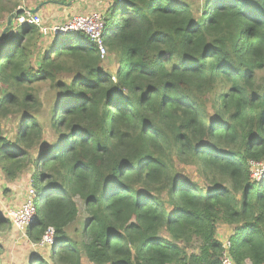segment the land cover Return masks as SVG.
<instances>
[{"label": "trees", "instance_id": "16d2710c", "mask_svg": "<svg viewBox=\"0 0 264 264\" xmlns=\"http://www.w3.org/2000/svg\"><path fill=\"white\" fill-rule=\"evenodd\" d=\"M27 1L0 0V172H29L28 237L51 226L56 241L28 264H221L222 224L234 263L262 264L264 179L248 162L264 160V0H110L103 56L83 33L16 25L56 0Z\"/></svg>", "mask_w": 264, "mask_h": 264}, {"label": "built area", "instance_id": "2783aa9c", "mask_svg": "<svg viewBox=\"0 0 264 264\" xmlns=\"http://www.w3.org/2000/svg\"><path fill=\"white\" fill-rule=\"evenodd\" d=\"M23 14L18 16L15 20L16 25L31 24L39 29L42 36H66L73 32H79L89 37L97 46L100 55H105V46L103 44V30L104 21L100 18L96 12L90 15H73L68 20L58 23H45L37 14H32L25 8H22ZM250 177L255 181L264 179V160L248 162ZM29 183V181H28ZM37 192L33 188L31 182L26 187L24 199L21 203L12 209L5 212V216L10 220L12 226L16 231H22L24 235L28 226L32 224V221L36 214L35 198ZM221 243L222 254L220 257L221 264H235L229 254L230 239L229 236L219 240ZM35 245V244H34ZM37 248H44L50 250V248L56 245L55 230L53 227L48 226L40 241L37 242ZM56 248V247H55ZM264 264V262L262 263Z\"/></svg>", "mask_w": 264, "mask_h": 264}, {"label": "crops", "instance_id": "0c3cea01", "mask_svg": "<svg viewBox=\"0 0 264 264\" xmlns=\"http://www.w3.org/2000/svg\"><path fill=\"white\" fill-rule=\"evenodd\" d=\"M25 3L24 0H22V5ZM71 3H67V5H64V8L61 7V2H54L50 4H46L44 8L38 10V13L43 17L45 20V23H58V22H63L68 19L67 14H75L73 13L76 11V6H68ZM35 5V4H33ZM70 9V11L68 10ZM1 173V172H0ZM3 176V175H2ZM19 177V176H18ZM15 178V180L19 178ZM29 177V176H28ZM29 181V178H27ZM13 181V180H12ZM4 180V178L1 177L0 180V264H28V262L32 261L33 256L36 255L35 253H30L28 251L30 250H38L37 248V242H33L32 240L29 239V247L32 248L28 250V245L27 243L24 242L23 236H26L27 230H25V234H22V231H16L15 228L12 226L10 220L5 216V212L9 209L15 208L21 203L24 199L25 195V187H22L21 183H19L20 180L16 181L17 187H15V191L13 189V182ZM13 191L17 196V198L21 199L18 201L16 206L9 205L8 203L2 202L3 199V194L7 193L8 196L9 194L13 195ZM2 196V198H1ZM3 214V215H2ZM32 226V225H31ZM232 233V228L228 225H220L216 238L218 240H221L224 237L230 236ZM28 236V234H27ZM42 236L40 237L41 240ZM39 240V241H40ZM36 246H35V245ZM39 247V246H38ZM44 249V248H40ZM29 254V255H28ZM29 256V259H28Z\"/></svg>", "mask_w": 264, "mask_h": 264}, {"label": "rangeland", "instance_id": "374dc122", "mask_svg": "<svg viewBox=\"0 0 264 264\" xmlns=\"http://www.w3.org/2000/svg\"><path fill=\"white\" fill-rule=\"evenodd\" d=\"M25 3H30V1L28 2L27 0H24ZM57 2H60L58 0H56ZM71 0H65V1H62V5L60 8H64V5H67V3H71L70 2ZM189 1L190 3L193 4V6L195 7L197 3H200L202 0H187ZM110 2V0H75L73 3L74 4H68V6H76V11L77 13L74 14L75 15H90L92 14L93 12H96L100 18H103V21H104V17H105V12L108 8V3ZM94 9V10H93ZM70 11V9H68ZM99 11V12H98ZM73 14H70L68 13L67 14V18L68 19L69 17H71ZM4 24V21H0V26H2ZM68 36L66 37H63L64 40L67 39ZM104 69L105 71H107L109 74L113 75L114 74V71L116 70V62H115V59L114 57H106L104 59ZM53 92L50 91L48 89L47 86H43L42 87V90H41V93H40V97H41V100H42V104H43V109L42 111L40 112V119L42 120V125L43 127L46 126L47 124V111H48V108H49V105L51 104L52 100H53V96H52ZM17 123V120L14 119V117H9L8 120L4 121L2 123L3 125V129L4 131H6L8 133L9 136H11L15 130V125ZM11 134V135H10ZM47 140L49 138L45 137ZM49 141V140H48ZM178 167V170L181 172L180 174H182L181 176H189L190 178H192L195 182L199 183V184H202L203 183V180L201 178H199L192 167L190 166H184L182 164H178L177 165ZM29 176V177H28ZM1 177L4 178L2 176V173H0V180H1ZM19 179L17 180H13L12 182L14 183L13 184V189L12 190H16L15 187H17V184H16V181L20 180L19 183H21L22 187H27L29 184H30V179H29V183H28V179L27 178H30V174L28 171H25L23 172L19 177ZM5 180V179H4ZM1 188V187H0ZM13 192V191H11ZM17 195L13 192V195L5 193L3 194V199H2V202L3 204L5 203H8L9 205H12V206H16L18 201H20L21 199L17 198L16 197ZM2 198V196H1ZM21 202V201H20ZM20 204V203H19ZM3 215V214H2ZM23 240L25 243H27L28 245V250L32 249L29 247V239H28V236L26 234V236H23ZM56 247V245L54 246V248ZM53 250V246L50 248V251ZM48 249H38V250H30L28 251L29 254L30 253H35V254H40L42 256H45V257H48L49 256V252H50ZM28 254V255H29ZM28 259H29V256H28ZM50 264H52V261H50ZM81 264H91L89 262H87L85 260L84 257H82V260H81Z\"/></svg>", "mask_w": 264, "mask_h": 264}, {"label": "water", "instance_id": "95a60500", "mask_svg": "<svg viewBox=\"0 0 264 264\" xmlns=\"http://www.w3.org/2000/svg\"><path fill=\"white\" fill-rule=\"evenodd\" d=\"M55 2H57V1H55ZM39 8H40V5L35 6L34 8L29 9L28 11L32 14H36L38 12ZM16 14H18V10L9 14V16L7 17L6 23H5V27L2 30V35L5 34L6 31H8V29L10 28L12 21H13Z\"/></svg>", "mask_w": 264, "mask_h": 264}]
</instances>
